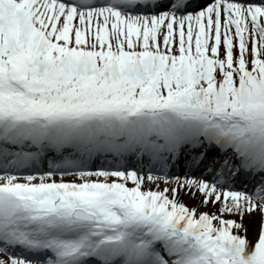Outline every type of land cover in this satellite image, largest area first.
<instances>
[{
  "label": "snow or ice",
  "instance_id": "6c2138e0",
  "mask_svg": "<svg viewBox=\"0 0 264 264\" xmlns=\"http://www.w3.org/2000/svg\"><path fill=\"white\" fill-rule=\"evenodd\" d=\"M0 264H264V0H0Z\"/></svg>",
  "mask_w": 264,
  "mask_h": 264
},
{
  "label": "bare ground",
  "instance_id": "6f19581e",
  "mask_svg": "<svg viewBox=\"0 0 264 264\" xmlns=\"http://www.w3.org/2000/svg\"><path fill=\"white\" fill-rule=\"evenodd\" d=\"M186 199V198H185Z\"/></svg>",
  "mask_w": 264,
  "mask_h": 264
}]
</instances>
